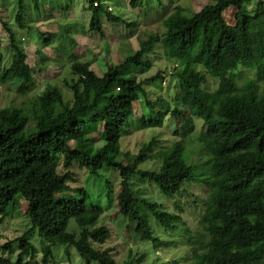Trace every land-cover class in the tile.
Listing matches in <instances>:
<instances>
[{"label":"trees","instance_id":"16d2710c","mask_svg":"<svg viewBox=\"0 0 264 264\" xmlns=\"http://www.w3.org/2000/svg\"><path fill=\"white\" fill-rule=\"evenodd\" d=\"M46 1L31 3L37 12L59 8L65 24L72 0L61 7L55 1L52 5ZM15 2L14 21L20 30L37 35L40 46L36 52L45 61L47 57L41 50L56 41L57 33L40 31L35 24L25 21L26 0ZM251 3L252 0H215L192 16L176 9L162 20V34L138 38V49L119 63L108 64L102 74L93 70L90 62L77 59L79 42L75 31H70L73 22L58 23V27H65L66 35L57 48L72 58L73 78L66 83L72 91L71 101L51 86L39 95L31 119L19 107L0 108V224L23 203L24 211L19 214L26 216L30 225L19 237L2 245L0 264H37V249L29 239L35 230L43 243L40 264L53 262L55 245H64L69 257L74 249L86 264H145L144 254L137 258L130 255L119 263L107 251L94 246L103 245L110 232L105 225L97 224L100 211L84 187L69 193L74 167L95 178L109 171L118 174L116 213L127 221L128 229L154 248L173 246L176 242L161 239L152 220L163 231L183 232L189 264L261 262L264 84L260 82L264 81V7L260 17L253 20L250 17L256 11L248 9ZM129 4L137 8L149 5L150 0H131ZM229 8L235 9L233 24L224 18ZM87 10L91 12L88 32L103 35L104 18L135 25L113 14L104 0H89ZM0 23L9 34L13 52L10 64L0 67V84L20 85L19 68L27 56L24 43L1 17ZM157 47L173 65V107L159 95L150 97L148 86L161 78V73L137 77L143 68L150 67L147 54H155ZM1 56L2 52L0 60ZM242 69L255 70L256 76L239 84ZM210 81L216 84L213 89L207 85ZM141 96L149 113L135 118L134 104ZM185 111L202 123L200 133L206 157L203 176H197L194 165L188 162L182 134L181 139L154 152L160 139L153 136L142 144L130 165L120 158L125 155L120 148L122 137L139 129L160 128L167 115L184 118ZM29 121L31 127L27 126ZM97 140L102 142L100 146L95 145ZM148 159L159 160L158 169L139 167ZM135 179L155 184L173 200L175 210L168 211L160 203L141 196L134 189ZM191 183L202 185L205 197L198 220L188 227L179 200L182 195H189L187 186ZM15 246L18 253L13 260L10 256Z\"/></svg>","mask_w":264,"mask_h":264},{"label":"rangeland","instance_id":"374dc122","mask_svg":"<svg viewBox=\"0 0 264 264\" xmlns=\"http://www.w3.org/2000/svg\"><path fill=\"white\" fill-rule=\"evenodd\" d=\"M53 1L56 2V6L61 7V5L70 0H47L46 2L52 5ZM104 1L113 14L120 16L128 23L135 22V25L127 26L125 23H114L104 18L103 35L96 32H88L87 27L91 19V12L87 10L89 0H72L73 7L66 14V17L69 18L66 23L73 22L70 31H75V38L79 42L77 59L90 62L91 68L98 74H102L108 64H117L125 57L133 54L139 46L138 38L146 39L152 33L162 34L164 32L162 20L176 9L181 10L182 13L188 16H192L194 12L206 4L213 3L215 0H160L161 3L156 0H150L149 5L144 4L137 8L130 7L129 3L131 0ZM26 4L25 21L35 24L34 26L39 28L40 31L57 33L56 41L41 50L42 54L47 57L45 61H42L36 52V49L40 46V43L36 41L37 35L32 31L20 30L14 21L17 11L15 0H0V17L10 24V28L15 33L19 34L27 55L19 68V72L22 74L20 85L14 82L0 84V108L7 106L19 107L31 119L34 108L39 104L38 97L46 87L56 86L62 92L65 100L71 101L72 91L66 83L70 82L73 75L70 72L72 58H68L65 53L57 48L60 41H64V36L66 35L65 27H58V23L66 24L63 22L64 16L62 18L60 9L58 8L59 11L57 9L51 11L48 7V10L46 8L42 12H37L34 10L31 0H26ZM263 7L264 0H252L248 9L250 11L255 10L256 14L250 18L257 20L263 12ZM234 12V8H229L224 12V18L229 24L234 23ZM66 42L68 44V41ZM156 49L155 54H147L146 59L149 60L150 67L143 68L142 72L137 73V77L140 79L149 78L161 73L162 77L148 86L150 97L155 98L156 95H159L167 99L171 107H173V97L176 93V80L171 75L173 65L163 57L159 47ZM0 52L3 53L0 67L10 64L13 52H11V47L9 46V34L1 23ZM255 76V70L242 69L238 83L242 84L246 78ZM214 83L210 81L207 85L210 89H213L216 86ZM263 84L264 81L260 82V85ZM141 97L134 104L135 118L149 113L145 99L143 96ZM184 119L187 120V123ZM31 125L32 123L29 121L27 126L31 127ZM201 125V121L192 118L188 111H185L184 118H172L167 115L160 128L139 129L122 137L120 148L125 155L120 158L130 165L142 144L150 141L153 136L160 139V143L154 147V152L160 148L170 146L175 140L181 139L179 135L182 134L188 162L194 165L197 176H203L206 171V157L202 147ZM101 144L100 140L95 142L96 146ZM159 166L160 162L157 159H148L139 165L142 169L151 170L158 169ZM72 171L74 176L69 181L71 188L69 193H75L77 187H84L92 196V200L96 203V208L100 211V218L97 224L105 225L110 232L109 238L103 245L94 244L96 248L107 251L119 263L128 260L130 255L137 258L144 254L145 264H189L188 247L184 245V234L182 231H163L152 220L151 224L161 239L176 242L173 246L154 248L150 242L140 240L132 229L127 228V221L116 213V194L120 187V178L116 172H105L102 177L95 178L77 167H74ZM133 185L136 192L141 196L160 203L161 207L168 211L175 210L173 200L162 194L155 184L135 179ZM187 192L189 195H182L179 203L183 208L181 215L185 224L191 227L200 216L202 200L205 197V188L200 184L191 183L187 186ZM21 211H24L23 203L16 207L11 217L0 224V254H2L1 247L7 240L19 237L30 227L28 218L19 214ZM74 228V225L70 227L71 230ZM29 239L37 249L34 262L40 264L42 261L41 247L43 243L36 230L30 233ZM64 249V245L52 247L54 260L50 264H86L74 249H71L70 257ZM17 253L18 248L15 246V251L10 258L14 260ZM259 261H261L259 264H264V255Z\"/></svg>","mask_w":264,"mask_h":264}]
</instances>
